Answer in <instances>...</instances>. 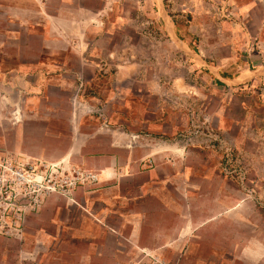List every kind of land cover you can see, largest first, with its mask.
Here are the masks:
<instances>
[{
    "label": "rangeland",
    "instance_id": "1",
    "mask_svg": "<svg viewBox=\"0 0 264 264\" xmlns=\"http://www.w3.org/2000/svg\"><path fill=\"white\" fill-rule=\"evenodd\" d=\"M231 1H118L115 57L105 50L82 89L111 92L83 121L105 129H84L93 137L82 155L77 144L66 158L74 144L70 95L51 87L19 128L24 96L13 84L0 92V264H38L21 251L45 250L40 238L58 231L52 218H82L66 204L100 185L92 157L112 155L114 125L124 170L132 157L143 171L159 158L170 189L185 192L181 220L200 226L184 257L164 262L264 264V66L239 72L247 48L259 50L261 18L235 15Z\"/></svg>",
    "mask_w": 264,
    "mask_h": 264
},
{
    "label": "crops",
    "instance_id": "2",
    "mask_svg": "<svg viewBox=\"0 0 264 264\" xmlns=\"http://www.w3.org/2000/svg\"><path fill=\"white\" fill-rule=\"evenodd\" d=\"M118 1L0 0V92H11L17 85L16 92L24 96L19 128L26 124L27 114L37 112L41 97L51 87L70 95L74 119L69 127L74 132V144L67 159L77 144L82 155L90 143L93 133L84 129H105V124L86 126L83 121L106 107L102 100L111 92L82 89L105 63V50L109 59L115 57V18L122 16ZM231 3L235 15L250 22L261 18L259 50L247 48L246 61L239 71L255 72L264 66V0ZM89 71L91 77L87 76ZM4 101H0V114ZM111 128H115L112 155L92 157L96 162L93 166L100 162V185L82 201L70 199L66 204L69 209L76 206L82 210V218H74L71 223L70 217L65 219L58 213L52 218L57 233L40 238L45 250H24L21 256H34L38 264H140L144 260L152 262V257H184L187 241L200 227L194 221L181 220L185 216L186 208L181 203L185 192L180 185L170 189L167 174H162L165 170L157 168L159 158L153 160V169L143 171L132 157L130 170H124L118 151L122 132L117 129L121 125ZM142 174L147 179H141ZM179 264L186 263L180 258Z\"/></svg>",
    "mask_w": 264,
    "mask_h": 264
},
{
    "label": "built area",
    "instance_id": "3",
    "mask_svg": "<svg viewBox=\"0 0 264 264\" xmlns=\"http://www.w3.org/2000/svg\"><path fill=\"white\" fill-rule=\"evenodd\" d=\"M153 261L152 262H147V261H142L140 264H167L164 262L160 257H152Z\"/></svg>",
    "mask_w": 264,
    "mask_h": 264
},
{
    "label": "trees",
    "instance_id": "4",
    "mask_svg": "<svg viewBox=\"0 0 264 264\" xmlns=\"http://www.w3.org/2000/svg\"><path fill=\"white\" fill-rule=\"evenodd\" d=\"M178 36L183 40V41H186L185 40V38L181 35V34H178ZM189 46L191 47V48H194L193 47V45L191 44V43H189ZM253 67V66H252ZM224 78H226V79H234L235 77L234 76H232V75H229V74H227V73H222L221 74ZM238 77V76H237Z\"/></svg>",
    "mask_w": 264,
    "mask_h": 264
}]
</instances>
